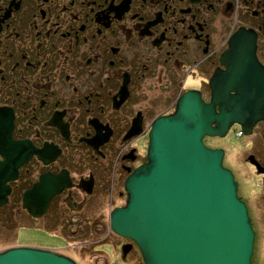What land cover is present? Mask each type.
Segmentation results:
<instances>
[{"label": "flooded vegetation", "instance_id": "flooded-vegetation-1", "mask_svg": "<svg viewBox=\"0 0 264 264\" xmlns=\"http://www.w3.org/2000/svg\"><path fill=\"white\" fill-rule=\"evenodd\" d=\"M237 30L253 36L254 56L264 64V0H0V134L9 126L12 141L36 150L4 182L0 209L22 211L35 227L53 209L61 216V201L89 209V200L115 195L120 182L116 192L124 198L123 179L144 160L139 147H146L151 120L171 112L187 89L208 101L209 77L224 68L220 54ZM240 135L236 157L256 190L247 195L238 167L222 165L236 182L254 243L251 209L264 221V118ZM60 171L69 185L31 217L21 207L22 191L40 174ZM104 220L87 225L96 241L107 239L121 255L129 243L122 257L140 264L135 245Z\"/></svg>", "mask_w": 264, "mask_h": 264}, {"label": "water", "instance_id": "water-1", "mask_svg": "<svg viewBox=\"0 0 264 264\" xmlns=\"http://www.w3.org/2000/svg\"><path fill=\"white\" fill-rule=\"evenodd\" d=\"M231 37L219 57L224 68L209 77L208 101L187 89L171 112L151 120L144 160L123 179V204L108 211V230L135 245L140 264H250L253 230L246 207L221 163L222 149L202 142L203 136L223 137L232 124L246 134L264 118V64L254 56L253 36L237 30ZM0 141L1 205L8 193L4 182L36 150L12 141L9 126ZM69 183L61 171L40 174L22 191L21 207L38 217ZM124 246L121 256L130 244ZM0 264L76 263L49 249L16 245L0 251Z\"/></svg>", "mask_w": 264, "mask_h": 264}, {"label": "rangeland", "instance_id": "rangeland-1", "mask_svg": "<svg viewBox=\"0 0 264 264\" xmlns=\"http://www.w3.org/2000/svg\"><path fill=\"white\" fill-rule=\"evenodd\" d=\"M236 129V124H232L224 137H204L202 141L205 145L213 144L224 150L225 162L222 160L221 163H225L232 168L238 167L237 171L242 176L240 180L242 188L245 189L247 195H250L256 190L257 186L254 185V179L251 175L246 171H241L242 165L239 164V159L236 156L243 136H235L234 132ZM139 148H141V151L145 150L144 147ZM235 178H237L236 175ZM120 183L114 190L115 195L108 196L102 192L100 199L89 200V209L86 206L79 211L75 207L70 209L63 205L62 196H59L58 201H61L62 204H58L56 208L58 212H60L59 209L62 210L60 212L61 216L56 212L57 210L53 209L54 211H49L51 213L48 212V214L39 219L37 221L38 226L35 227L27 226L31 224V220L22 211H18L17 213L19 214L16 215L12 212L14 209H0V251L13 245H24L45 248L64 254L76 264H131V261L128 258H123L107 239L98 243L96 235L89 230L91 224H88L94 220H106L107 213L113 206L123 204L124 198L118 197L116 192L121 186ZM249 197L254 201L253 196ZM259 208L264 209L261 205ZM259 212L257 208L251 209V215L254 216L256 222V237L249 258L250 264L264 263V221L259 217ZM67 216H70L71 220L68 219V223L65 225L63 221L67 219ZM41 225L45 228L49 226L51 230L39 227ZM76 225H78V228L75 227ZM82 227H84L83 231ZM65 230L73 235L71 237L68 235L67 237ZM74 243L78 244L75 245Z\"/></svg>", "mask_w": 264, "mask_h": 264}, {"label": "built area", "instance_id": "built-area-1", "mask_svg": "<svg viewBox=\"0 0 264 264\" xmlns=\"http://www.w3.org/2000/svg\"><path fill=\"white\" fill-rule=\"evenodd\" d=\"M234 134H235V136H239L241 133L238 131V129H236ZM111 264H115V263H111Z\"/></svg>", "mask_w": 264, "mask_h": 264}, {"label": "trees", "instance_id": "trees-1", "mask_svg": "<svg viewBox=\"0 0 264 264\" xmlns=\"http://www.w3.org/2000/svg\"><path fill=\"white\" fill-rule=\"evenodd\" d=\"M39 227H40V226H39ZM46 227H47V226H46ZM41 228H45V227L42 226ZM45 229H47V230H49V231L51 230V229L49 228V226H48L47 228H45Z\"/></svg>", "mask_w": 264, "mask_h": 264}]
</instances>
